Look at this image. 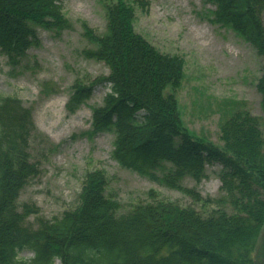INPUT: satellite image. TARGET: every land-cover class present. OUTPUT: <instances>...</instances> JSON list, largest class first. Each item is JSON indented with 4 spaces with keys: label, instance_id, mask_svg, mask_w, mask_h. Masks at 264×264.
Wrapping results in <instances>:
<instances>
[{
    "label": "trees",
    "instance_id": "16d2710c",
    "mask_svg": "<svg viewBox=\"0 0 264 264\" xmlns=\"http://www.w3.org/2000/svg\"><path fill=\"white\" fill-rule=\"evenodd\" d=\"M213 21L235 31L263 58L257 90L264 108V0H206ZM64 0H0V48L12 65L38 44V29H63ZM143 3L142 1H138ZM136 8L125 0L108 7L106 31L86 36L96 49L88 58L104 62L107 77L91 86L77 82L71 104H80L101 82L110 85L94 109L93 131L115 135L113 158L127 170L179 190L195 205L153 197L123 211L107 195L104 170L85 175L79 203L60 217L40 216L19 197L38 176L31 110L21 101H0V264H257L264 230V132L260 119L237 110L221 125V145L197 138L183 123L175 91L185 62L162 53L135 28ZM170 89L171 92H167ZM170 164V167L167 166ZM222 166L217 198L182 185ZM164 171V177L157 173ZM35 216L36 225L27 219ZM29 251L24 259L19 253ZM59 261V263H57Z\"/></svg>",
    "mask_w": 264,
    "mask_h": 264
},
{
    "label": "rangeland",
    "instance_id": "374dc122",
    "mask_svg": "<svg viewBox=\"0 0 264 264\" xmlns=\"http://www.w3.org/2000/svg\"><path fill=\"white\" fill-rule=\"evenodd\" d=\"M127 1L136 6V31L161 52L184 59V77L176 97L183 123L197 138L221 144V125L237 110L259 117L264 132L262 96L256 86L263 58L235 31L211 20L213 5L205 0ZM116 2L65 0L68 28L40 29V43L29 50L27 60L15 70L0 52V98H20L32 109L37 127L31 151L41 161L39 173L23 189L19 202L35 204L39 215L48 219L77 206L84 177L94 169L106 171L107 194L119 200L124 211L148 201L151 191L158 198L199 208L187 194L123 169L112 157L113 134H92L93 109L103 103L108 86L100 84L89 99L74 112L69 111L77 79L89 84L109 74L102 61L86 57L84 51L93 45L84 28L104 33L107 6ZM221 168L209 165L205 180L196 183L188 178L183 185L196 188L203 197H217L222 185ZM27 222L35 226V216ZM31 256L29 251L19 253L20 258ZM255 260L264 264V230Z\"/></svg>",
    "mask_w": 264,
    "mask_h": 264
}]
</instances>
